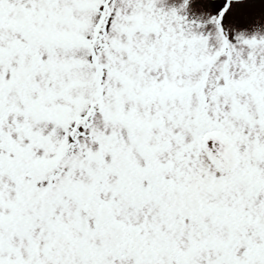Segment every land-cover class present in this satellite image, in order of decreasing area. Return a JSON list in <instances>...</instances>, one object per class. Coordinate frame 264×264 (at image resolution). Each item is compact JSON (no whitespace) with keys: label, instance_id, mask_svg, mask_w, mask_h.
Here are the masks:
<instances>
[{"label":"snow or ice","instance_id":"snow-or-ice-1","mask_svg":"<svg viewBox=\"0 0 264 264\" xmlns=\"http://www.w3.org/2000/svg\"><path fill=\"white\" fill-rule=\"evenodd\" d=\"M0 264H264V0H0Z\"/></svg>","mask_w":264,"mask_h":264}]
</instances>
